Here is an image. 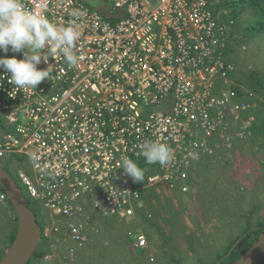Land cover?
Returning a JSON list of instances; mask_svg holds the SVG:
<instances>
[{"label": "built area", "instance_id": "obj_1", "mask_svg": "<svg viewBox=\"0 0 264 264\" xmlns=\"http://www.w3.org/2000/svg\"><path fill=\"white\" fill-rule=\"evenodd\" d=\"M224 1L21 0L26 11L80 33L79 63L57 51L38 65L51 76L36 89L15 87L0 68V165L19 164L17 180L50 219L41 233L49 249L68 241L74 256L97 231V217L127 225L150 219L144 189L187 193L194 166L229 147L230 115L250 106L229 86L224 56L233 21ZM146 141L169 146L172 161L148 164ZM126 158L146 164L145 185L124 173ZM2 208L12 212L0 189ZM127 236L136 250L147 249L143 233Z\"/></svg>", "mask_w": 264, "mask_h": 264}, {"label": "rangeland", "instance_id": "obj_2", "mask_svg": "<svg viewBox=\"0 0 264 264\" xmlns=\"http://www.w3.org/2000/svg\"><path fill=\"white\" fill-rule=\"evenodd\" d=\"M227 10L229 20L233 21L230 19L231 10ZM251 17L253 13L242 11L236 26H233V22L224 56L227 64L232 66L230 88L238 96L241 92L238 102L250 107L238 112L237 116L230 115L229 147L215 150L213 157H209L210 166L204 167L200 163L194 166L190 173V191L181 194L169 192L159 185L151 187L155 189L158 201L150 199L152 211H149L148 204L147 210L151 215L149 220H153L156 227L146 221L127 225L119 220L104 221L97 217L94 220L99 226L97 232L87 234L89 242L74 256H68L72 244L67 241L54 248V255L47 246L48 251L43 256L49 257L47 261L31 259L29 264H84L87 259L80 260L81 251H90L91 254V248L96 245L106 248L110 257L114 253L111 244L123 249V264H135V259L140 260L141 264H214L230 249L232 242L243 235L247 217L253 226L264 221V134L261 130L256 133L252 130L256 122L252 113H264V99L245 85L246 78L252 72L264 77V32L250 30L251 33H247L246 21ZM247 114L248 119H253L248 127ZM16 165L19 164L9 163L4 168L12 171L17 168ZM224 194H228L229 198L218 202L217 199ZM234 195L237 198L235 203L232 201ZM29 206L38 215L39 224L47 222L50 225L48 214L40 204L29 200ZM5 210L2 208L0 214V252L3 251V254L7 249L6 241L14 217L13 211L3 215ZM104 223L110 230L105 229ZM130 229L144 234L147 240L145 251H138L131 245L127 236ZM110 234L111 238L108 237ZM2 256L0 253V259ZM100 261H103L102 257ZM88 262L98 264L93 258Z\"/></svg>", "mask_w": 264, "mask_h": 264}, {"label": "clouds", "instance_id": "obj_3", "mask_svg": "<svg viewBox=\"0 0 264 264\" xmlns=\"http://www.w3.org/2000/svg\"><path fill=\"white\" fill-rule=\"evenodd\" d=\"M79 38L80 33L73 27L59 28L44 16L26 11L21 0H0V51L23 56L22 59L0 56V68L10 73L9 83L17 88L36 89L42 81L50 80L49 66L40 69L38 65L42 61L48 64L57 51L67 63L77 65L81 57L75 54L74 47ZM141 155L148 164L161 166L173 159L169 146L156 141L144 142ZM122 169L134 183L144 181V169L131 158L123 160Z\"/></svg>", "mask_w": 264, "mask_h": 264}, {"label": "trees", "instance_id": "obj_4", "mask_svg": "<svg viewBox=\"0 0 264 264\" xmlns=\"http://www.w3.org/2000/svg\"><path fill=\"white\" fill-rule=\"evenodd\" d=\"M223 4L226 7L228 6L227 9L229 8L231 10L230 11V19H232L233 22H234V25L233 26H236V22H237V20H239V16L241 15V12L247 10V11L253 13V17H251L248 21H246L247 22V25H248V27H246L247 33L250 34L251 33L250 30L251 31H256V32L257 31L264 32V0H228V2H227V0H225L223 2ZM228 18H229V14H228ZM245 85H246V87L249 90H251L252 92H254L256 94H259L264 99V77H261V76L257 75V73L252 72L246 78ZM241 96H242V93L239 92V96L238 97L241 98ZM238 97H237V100H238ZM252 114L256 118V122L254 123V125L252 127L253 128L252 130H254L255 133L258 132L259 130H261L263 132V134H264V122L262 123V118L264 117V113L258 111L257 113H252ZM248 116H249V114L246 115V120L248 119ZM139 164H140L139 166L142 169L145 170V168H146L145 165L146 164L145 163H142V162H140ZM200 164L203 165L204 167H208L211 164V159L204 157L203 160L200 161ZM11 170L12 171H8V173L15 180L16 184L20 188V190H21V192H22V194H23V196H24V198H25V200H26V202L28 204V207L30 208L28 196L27 195L25 196L26 193L23 190V187L21 186L20 182L17 180V178L15 176V170L16 169H11ZM152 171L150 170L149 173H152ZM139 185H141V186L142 185H145V182L143 181ZM142 192L144 194V199L147 200V204H148L149 211H152V208H151V206L149 204L150 199L154 198L156 201H158V197H157V195L155 193V189L154 188L147 187ZM227 198H229L228 194H224L222 196V198L217 199V201L218 202H224V200L227 199ZM232 201H233V203L237 202V198H236L235 195L232 197ZM11 210L13 211V208L12 207H11ZM35 215H36V218H37L38 215L37 214H35ZM43 217L44 216L42 215V218ZM141 220L143 222L146 221V223L150 222V225H153V227L154 226L156 227L155 222L153 220L147 219L146 216H141ZM249 221H250L249 220V217H247V226H246L245 232L243 233V235L246 233V236L234 248V250L232 251L231 255L229 257H227L224 261H222L221 264H231L234 261H236L245 251L248 250V248L253 244V242H255L257 240V238L261 234V232H262V230L264 228V221H261L256 226L251 225V223ZM16 224H17V221H16V217L14 215V217H13V226L11 228V231H10V233H9V235L7 237V241H6V247L7 248L12 243V241L14 239V235H15V232H16ZM107 224H109V223H107ZM39 225H40L41 233H42L45 224H43V225L39 224ZM92 226L94 228H96L97 230L99 228V226L96 223H94V222H92ZM104 226H105V229L110 230L109 228L106 227V224L105 223H104ZM252 228H255V230H253ZM108 237L111 238V234ZM251 238L253 240H251ZM237 239H235L232 242V244H234V242ZM109 243H111V240H110ZM111 245H112L111 248L114 249V253H112L110 255V257L106 253V248H104V247L102 248V247H99V246H96L95 245V246H93L91 248V250H92L91 254H89L90 251L89 252H86V253H84V251H81L80 252V260H81V258L83 259V261L85 259H87V262H84V264H89L88 261L91 258H93V261H95L98 264H123V263H125V259H124L125 256H124V253H123V249H121V248L117 249V248H115V246L113 244H111ZM45 248H47V245H45L44 243H41L40 248L39 249L37 248L35 254L33 255L32 260L33 261H41V259L43 258V256L48 251V248L47 249H45ZM228 250L222 256H220L217 259V261L220 260L223 256H225V254L228 252ZM0 253H1V256H2L3 255V251H1ZM101 257L103 258V261H100V258ZM133 262L135 264H141V261L140 260L137 261L135 259V260H133Z\"/></svg>", "mask_w": 264, "mask_h": 264}, {"label": "water", "instance_id": "obj_5", "mask_svg": "<svg viewBox=\"0 0 264 264\" xmlns=\"http://www.w3.org/2000/svg\"><path fill=\"white\" fill-rule=\"evenodd\" d=\"M0 189L5 193L16 217V232L12 243L0 259V264H28L41 242V228L15 180L0 165ZM255 230V229H254ZM246 236L238 238L228 252L214 264H221ZM252 240V239H251ZM264 262V228L255 242L231 264H261Z\"/></svg>", "mask_w": 264, "mask_h": 264}, {"label": "flooded vegetation", "instance_id": "obj_6", "mask_svg": "<svg viewBox=\"0 0 264 264\" xmlns=\"http://www.w3.org/2000/svg\"><path fill=\"white\" fill-rule=\"evenodd\" d=\"M246 234V233H245ZM252 239V238H251ZM253 240V239H252Z\"/></svg>", "mask_w": 264, "mask_h": 264}]
</instances>
